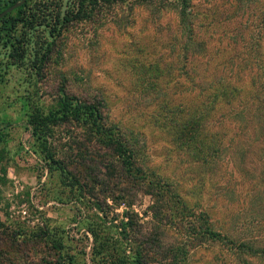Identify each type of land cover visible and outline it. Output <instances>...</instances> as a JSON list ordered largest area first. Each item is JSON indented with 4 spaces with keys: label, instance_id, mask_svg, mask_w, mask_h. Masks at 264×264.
<instances>
[{
    "label": "trees",
    "instance_id": "trees-1",
    "mask_svg": "<svg viewBox=\"0 0 264 264\" xmlns=\"http://www.w3.org/2000/svg\"><path fill=\"white\" fill-rule=\"evenodd\" d=\"M16 1L0 6V12ZM98 1L73 0L57 13V24L87 17L86 3L94 6ZM185 1L179 9L180 31L174 33L173 44L179 47L178 58L188 68L178 67L171 73L175 83L179 76L186 81V109L176 104L178 110L174 112L166 108L167 99L162 100L159 123L164 129L169 127L176 148L186 149L183 162L189 158L188 169L190 165H201L204 173L219 170L224 167L222 154L237 146L234 153L240 158L239 170L245 171L250 166H246L244 156L248 151L254 153L256 166L252 171L256 175L246 182L244 201L236 205V210L230 209L227 220L220 219L216 206L192 200L187 196L190 191L182 190L176 181L144 161L139 131L110 118L105 96L82 98L61 88L54 104L46 108L29 106L27 125L49 169H57L60 177L69 175L71 184L77 186L79 203L84 193L92 198L83 211L79 210L76 223L80 227L78 241L89 243L77 250L71 237L66 244L61 234L64 229L58 235L57 228V237L50 230H39L32 241L20 238L25 230L4 228L0 231V264H24L30 241L32 246L44 242L54 251L52 258L34 264H193V256L201 249L209 250L202 264H264V59L258 51L260 40L256 37L253 42L254 36L243 46L244 51L213 66L215 56L204 53V45L208 44L197 31L214 21L203 22L207 17L203 12L201 17L200 12L195 13L196 20L190 12L192 7L184 6ZM27 2L0 18V38L10 45L13 40L20 41L14 34L20 24H33L24 13ZM21 49L14 46L13 52ZM232 63H239L241 70L219 72L223 64ZM157 90L163 91L161 87ZM61 126L73 128L70 133L75 135L68 147L72 152H64L58 144L57 152L50 149L48 139ZM210 126L214 127L212 135L207 133ZM3 158L0 148V169L5 173ZM78 166L84 173L77 170ZM221 192L214 193V197H224ZM228 193L230 196L231 191ZM141 196L152 200L142 213L133 209ZM57 200L64 202L60 196ZM249 212L254 219L239 217Z\"/></svg>",
    "mask_w": 264,
    "mask_h": 264
},
{
    "label": "rangeland",
    "instance_id": "rangeland-1",
    "mask_svg": "<svg viewBox=\"0 0 264 264\" xmlns=\"http://www.w3.org/2000/svg\"><path fill=\"white\" fill-rule=\"evenodd\" d=\"M10 1L13 0H0V6ZM72 2L28 0L24 13L33 24L17 27L14 34L20 41L13 40V45L0 38V148L5 168V173L0 169V231L20 228L26 231L21 239L34 241L35 232L47 229L57 237L58 228V235L64 236L66 244L71 237L75 239L72 244L77 250L89 243L78 241L80 227L76 223L79 210L83 211L92 198L82 191L84 197L79 203L77 186L71 184L69 175L60 177L57 169H49L27 125L29 106L46 108L54 104L61 88L82 98L105 96L110 118L139 131L144 161L159 174L176 181L182 190L190 191L191 196H187L192 200H199L203 206H216L217 216L227 220L230 209L236 210V205L244 201L246 182L256 175L252 171L256 166L254 153L245 154L246 166H250L245 171L239 170L240 158L234 153L237 146L222 154V170L215 168L204 173L201 165H190L188 169L189 158L187 163L183 162L186 149L176 148L169 127L164 129L159 123L163 116L162 108H158L162 100L167 99L166 108L174 112L178 110L176 104L186 109V81L179 76L175 83L171 73L178 67L188 68L178 58L179 47L173 44L174 33L180 31L182 0H99L94 6L86 3L87 17L57 24V13ZM185 5L192 7L190 12L196 20L195 13L200 12L201 17L203 12L207 15L203 22L214 21L197 31L208 44L204 45V53L215 56L213 66L244 51L243 46L254 36L253 42L259 37L258 51L264 59V0H186ZM14 46L22 49L14 53ZM239 68V63L223 64L219 72H238ZM158 87L163 91H158ZM166 90L169 92L165 93ZM177 116L181 118L180 114ZM71 129H54V135L48 139L53 152H57V144L64 152H72L68 148L75 135L70 133ZM207 133L212 135L214 127L208 128ZM254 148L250 147L253 151ZM77 170L81 172L82 168L78 166ZM220 190L225 196L214 197ZM58 196L64 202L58 201ZM151 203L149 196H141L133 209L142 213ZM245 216L254 219L250 212L239 215ZM32 241L30 250L24 252V264L54 256L44 242L32 246ZM208 251L198 250L193 264H202Z\"/></svg>",
    "mask_w": 264,
    "mask_h": 264
},
{
    "label": "water",
    "instance_id": "water-1",
    "mask_svg": "<svg viewBox=\"0 0 264 264\" xmlns=\"http://www.w3.org/2000/svg\"><path fill=\"white\" fill-rule=\"evenodd\" d=\"M26 0H19L13 4H11L10 6H8L6 9H4L2 12H0V18L3 17L4 15H6L8 12H11L12 10L16 9L17 7H19L20 5H22L23 3H25Z\"/></svg>",
    "mask_w": 264,
    "mask_h": 264
}]
</instances>
